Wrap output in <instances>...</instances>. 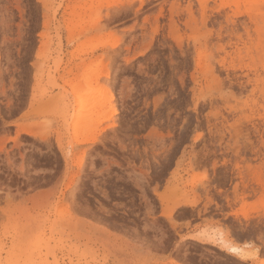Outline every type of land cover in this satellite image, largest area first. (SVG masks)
Masks as SVG:
<instances>
[{"label":"rangeland","instance_id":"374dc122","mask_svg":"<svg viewBox=\"0 0 264 264\" xmlns=\"http://www.w3.org/2000/svg\"><path fill=\"white\" fill-rule=\"evenodd\" d=\"M222 233L264 258V0H0V264H257Z\"/></svg>","mask_w":264,"mask_h":264},{"label":"bare ground","instance_id":"6f19581e","mask_svg":"<svg viewBox=\"0 0 264 264\" xmlns=\"http://www.w3.org/2000/svg\"><path fill=\"white\" fill-rule=\"evenodd\" d=\"M112 46H113V43H112ZM98 75H94V76H90V77H86L85 78V81H84V85H83V87H85V85H86V87H88V86H91V85H93V83L95 82V81H98ZM97 102V105H94V109L98 106H102V104H103V102L101 103L100 101H96ZM99 102V103H98ZM101 103V104H100ZM93 105V104H92ZM96 106V107H95ZM99 107V108H100ZM102 108V107H101ZM75 110V109H74ZM90 111V110H89ZM93 110L91 109V111L90 112H92ZM94 112V111H93ZM75 113H76V111H75ZM96 113V112H95ZM97 114V117H99L98 115H100L101 113H96ZM88 115H89V113H88ZM91 116V115H90ZM88 139V138H87ZM86 138H84L83 140H79L81 143H84V142H87V141H89V139L87 140ZM92 140V139H91ZM94 140V139H93ZM219 231V230H218ZM220 235H222V236H220V240H221V242L223 243V247L226 249H228V251L229 252H232V253H235V254H239V255H241V257L242 258H244V259H250V258H256V263L257 264H264V258H259V257H257V255H256V253H255V255H253L251 252H248V250L246 249V248H244V246L242 247V246H239V245H236V244H233V242H232V240L230 239V237L228 236V234H225L224 233V235H223V233L222 234H220ZM250 251V250H249ZM257 251V250H256Z\"/></svg>","mask_w":264,"mask_h":264}]
</instances>
